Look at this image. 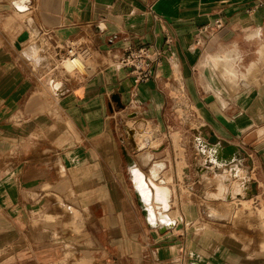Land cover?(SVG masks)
<instances>
[{"label": "crops", "instance_id": "crops-1", "mask_svg": "<svg viewBox=\"0 0 264 264\" xmlns=\"http://www.w3.org/2000/svg\"><path fill=\"white\" fill-rule=\"evenodd\" d=\"M10 2L14 13L0 5V264H60L68 254L76 258L74 264H264L260 252L250 256L235 251L229 236L227 240L204 231L187 233L198 220L191 202L183 217L178 215L181 222L171 218L175 223L166 231L141 220L111 115V99L130 101L133 84L124 70L99 66L82 80L65 76L60 88L48 91V78L41 75L47 57L35 69L33 59L23 54L32 47L27 45L29 34L43 36L53 49L60 48L59 42L86 41L98 56L106 59L109 54L116 60L127 47H163L170 35L173 41L156 68L155 82L135 86L140 115L147 123L163 116L166 100L172 98L168 75L177 73L200 130L214 135L204 139L237 147L243 161L264 174V74H251L260 71L254 62L241 70L243 56L235 47L264 38V0ZM27 5L30 17L21 25L17 19L26 16ZM215 21L222 26L216 28ZM206 26L209 30L198 34ZM216 39L225 42L224 52L238 53L234 84L224 85L212 69L200 66L203 54L215 50ZM31 45L38 50L41 46ZM259 46V60H264V45ZM143 126L146 140L137 142L136 132L137 146L149 140ZM127 128L136 130L132 124ZM39 131H46L44 140L38 138ZM55 162L58 174L46 171ZM142 162L148 168L147 176L142 173L156 184L163 171L155 180L151 166L160 162L153 155H143ZM216 183L201 184L205 191ZM169 190L172 207L176 200ZM69 194L73 200L67 199ZM64 225L75 234L60 236Z\"/></svg>", "mask_w": 264, "mask_h": 264}, {"label": "rangeland", "instance_id": "rangeland-1", "mask_svg": "<svg viewBox=\"0 0 264 264\" xmlns=\"http://www.w3.org/2000/svg\"><path fill=\"white\" fill-rule=\"evenodd\" d=\"M0 5H5L7 8L5 10L8 12H15L10 0H0ZM26 7V16L17 15L19 19H17V22L21 25H25L26 19L30 17L28 5ZM22 22L24 24H22ZM32 35L33 34H29V41L27 44H30L32 47L30 50H28L29 47H26L24 52L26 50L28 51L23 54L24 56L26 54L29 58L35 59V61H37L39 57H47L44 67L41 69V75L43 78L47 77V81L50 79H56L53 84H60L59 80L65 76H69L74 80H82L90 76L99 66H103V68L111 66L119 67L116 59H113V57L109 54H107L106 59L102 56H98L97 53L86 46V41L59 42L58 45L60 48L53 49L50 41H47L43 36L38 34V38L36 39L35 37L34 39L33 37L35 35ZM216 41L217 39L215 42ZM32 43L41 45L39 50L44 48L43 52L37 54L39 55L38 58H33L31 54L32 49L37 50L36 45H31ZM224 43V41H217L215 44V50L211 49L203 54L201 57L203 60L200 63L202 68H204L205 61L208 58L220 56L221 54L223 55L226 50V44ZM259 43L264 45V38H262L261 42L256 39L251 42V44H244V42H242L239 45L235 44V47L243 56V61L240 64L241 70H244L247 65L254 62L256 63V68L260 70L258 75L261 77L264 74V60H259V54H257V48L260 47ZM68 46L74 49L73 54L84 57L86 64L85 75L80 74L78 71H72L67 74L61 65L62 61H56V59L59 58L56 56V53H59L60 58L65 59V61H67L66 59L72 55L68 52ZM28 64L31 66L29 62ZM32 69H34L33 66ZM159 74H162V72H159ZM168 77H170L172 83L170 89L172 98H167L163 116L159 114L153 119L150 118V123H147L143 116L140 115L141 109L137 107V104H129L127 101H117L116 97L111 99L113 102L111 115L114 116L116 121V136L119 139L122 151L126 155V158H131L135 164L142 169L146 176L148 168L144 166L142 162V157L145 153H151L154 161L160 162L157 164L163 165L164 170L163 173L160 174L161 179L158 180V183L156 184L154 182V184L163 189L172 188L174 192L173 200H176V204L172 207L170 205V208H173V210L178 212H171L170 209L167 213V216L169 214L168 217L170 220H172V217L174 218V221L181 222L178 215L179 217H183L182 211L185 209L186 205H189L186 204L187 202H191L197 210L198 220L194 222V227L187 229V233L192 231H204L206 233H210L211 235L222 236L225 239L229 236L231 239L230 242L232 243L235 251L242 252L250 256L257 255L259 252L264 254V247H262L264 244V194L262 193L264 192V174H258L257 168L253 165H248V161L244 160V166H238L240 169H238L240 171V179L235 178L233 182L235 181L234 183L238 185V183L242 182L244 179V181L249 183L247 189L250 193L249 195H247L245 191L242 192L239 190L238 193L236 192L243 197H246L247 195V198L249 197V199H236L230 202L223 200L226 193L231 192L229 188L224 186V181L229 178V175L227 174V172H229L228 169L223 168L220 174L217 173V177L216 175L210 174L207 178L202 179L201 181L198 179L194 165L197 162H200V159L196 153L195 140L196 138H200L206 141L204 137L206 138V135L208 137L212 136L213 133H204L200 130V120H198L196 115L192 113V106L181 92V85L176 80L178 74L170 72ZM173 80L176 81L173 82ZM166 86L169 87L170 85L168 84ZM46 87L49 89L48 91L52 90L48 87V85H46ZM38 90H41V87H39ZM133 121H135V123H133ZM131 124L136 127L141 125L138 128H144L143 125H147L149 140L147 144L141 147L142 149L135 150L130 148V146L124 141L125 131ZM159 124L160 126H158ZM161 124H164L165 128L163 125L161 126ZM45 132L46 131H39L38 138L44 140L46 137ZM145 137L138 139L139 142L146 140L144 139ZM215 138L216 137H214V139ZM211 140H213V138ZM55 163L48 164L46 171H52L58 174V165ZM124 164L126 171L125 177L128 181V187L133 190L130 176L126 169L127 162H124ZM200 182L205 183V186L207 187L212 185L214 186L217 182L216 188L214 187V189L211 188L204 191L203 185ZM234 183L231 182V184H229L230 187L236 185ZM222 185L224 186L223 191L221 190ZM67 196V199L73 200V195L69 194ZM232 197L235 198L233 195ZM55 202L57 204L56 198ZM137 212L141 220L145 222V218L138 207ZM221 213L223 215L227 214L226 216H223ZM62 234L63 236L68 237L75 234V232L71 226L64 225L60 227V236H62ZM67 248L70 249V246H67ZM68 255V259L60 264H74L76 262V258L73 255ZM179 263L180 261L173 260V262L169 264Z\"/></svg>", "mask_w": 264, "mask_h": 264}, {"label": "bare ground", "instance_id": "bare-ground-1", "mask_svg": "<svg viewBox=\"0 0 264 264\" xmlns=\"http://www.w3.org/2000/svg\"><path fill=\"white\" fill-rule=\"evenodd\" d=\"M33 35H35V34H33ZM35 37L37 38V35H35L33 38L35 39ZM248 40H250V39H248ZM40 51L41 50H38V48H37V50L32 49L31 54H32L33 58H38L39 55H37V54H40ZM69 54H72V55L68 59H66L67 61H65V59L60 58L59 53H57V57H59V58H57L56 61L57 62L62 61L61 65L67 74L72 72V71H78L80 74L85 75L86 74V64H85L84 57H82L81 55L73 54V50H71L69 52ZM61 56H62V54H61ZM26 58H28V57L26 56ZM43 58L45 59L46 57H43ZM28 59L32 60V58H28ZM263 59H264V56H263ZM41 60L42 59L40 57L37 59V61H35V59L32 60L33 66L35 69H37V64H40ZM237 60H238V53L237 52H230V53L224 52L223 55L221 54L220 56H214V57L208 58L205 61L204 68L212 69L214 71L215 75L218 77V79L224 85L234 84L236 82L237 75H238V72L236 69ZM252 66H254V65H252ZM252 70H255V69L252 68ZM255 72L256 71H254V73H251V74H255V75L258 74ZM249 74H247L248 79L250 77ZM255 75H253V76L255 77ZM254 77H252V79ZM219 80H218V82H219ZM48 81H51V79ZM48 81H47V85L53 91L57 90V88H60L59 83H56V84H50L49 83L48 84ZM241 81L243 82V80H241ZM244 81H246V80L244 79ZM256 81L257 80L255 78V82ZM239 83L241 84V82H239ZM245 83L246 82H243L244 85H245ZM230 86H228V87H230ZM225 87L227 88V86H225ZM223 88H224V86H223ZM234 89H235V87H234ZM140 126L141 125H138V127H140ZM138 127H136V130L135 129L130 130L129 128H127L125 131V138L128 140L131 148H133L135 150L142 149L141 147L143 145H145V144H140L139 146H137V144L135 143L134 139H135V135L137 133L139 134V136L137 135V142H139L138 139L145 137V135L142 132V128H138ZM195 149H196V153L198 154V157L200 159V162H197L194 165V167L196 170V175L198 176V179L200 181L202 179L207 178L208 175H210V174L216 175V177H217L218 176L217 172L219 170H222L223 168L224 169L226 168L229 171V172H227V174L229 175L228 176L229 178L224 181V184H225L224 186H226V188H229L231 192H227L223 200L226 202H230V201L236 200V199H245V200L249 199V197L247 198V195L250 194L249 191L247 190L249 183L247 181H244V179L242 180V182L238 183V185L236 183H234L235 181L233 182V180H235V178L240 179V171H239L240 169L238 166H244L243 156L237 147L231 146V145L222 146L220 143L210 144V143H208V142H206L200 138H196ZM144 156H150L151 157L152 155L151 154L148 155L147 153H145ZM142 161H143V157H142ZM127 167H128L127 169H128L129 174H130V177H131L132 186L134 188V191H135L137 198H138V201H139V205H140L142 215L144 216L147 224L151 228H154L160 232H163V231H166V230L172 228L175 222L170 220V218L168 217L169 214L167 216V213L171 209L170 208V198H171L170 190L168 188L163 189L161 187H157L154 184V181L152 180V178L146 179L145 175L142 173L143 172L142 169L140 167H138L135 164V162L129 157H127ZM163 170L164 169H163L162 164H153L151 166V172H152L151 174H153L152 177L155 178V180H158V172L159 171L162 172ZM231 182L236 184L237 186L232 184L233 186L230 187L229 184H231ZM224 186L222 185V187H221L222 191H223ZM239 190L242 192L245 191L247 194L246 197H243L242 195L237 194L239 192ZM232 195L235 198H233ZM223 213H225V212H223ZM226 214H224V215L226 216ZM262 247H264V244L262 245Z\"/></svg>", "mask_w": 264, "mask_h": 264}, {"label": "built area", "instance_id": "built-area-1", "mask_svg": "<svg viewBox=\"0 0 264 264\" xmlns=\"http://www.w3.org/2000/svg\"><path fill=\"white\" fill-rule=\"evenodd\" d=\"M214 24L216 28H220L222 26L220 21H215ZM207 30H209L208 26L201 28L198 34L206 33ZM172 41V37L170 35H166L163 47H156L155 45L127 47L121 57L117 59V65L126 72L133 84L129 104H136L135 86L155 82L157 78L156 68L161 64L165 51L172 44ZM196 44H200L199 39L196 41ZM67 48L68 52L74 50L70 46Z\"/></svg>", "mask_w": 264, "mask_h": 264}, {"label": "water", "instance_id": "water-1", "mask_svg": "<svg viewBox=\"0 0 264 264\" xmlns=\"http://www.w3.org/2000/svg\"><path fill=\"white\" fill-rule=\"evenodd\" d=\"M117 101H118V99H117Z\"/></svg>", "mask_w": 264, "mask_h": 264}]
</instances>
